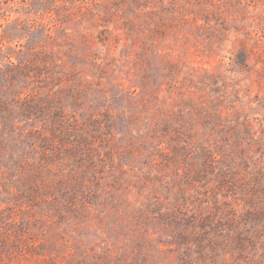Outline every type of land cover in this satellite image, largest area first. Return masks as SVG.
I'll use <instances>...</instances> for the list:
<instances>
[{"label": "rangeland", "instance_id": "rangeland-1", "mask_svg": "<svg viewBox=\"0 0 264 264\" xmlns=\"http://www.w3.org/2000/svg\"><path fill=\"white\" fill-rule=\"evenodd\" d=\"M0 264H264V0H0Z\"/></svg>", "mask_w": 264, "mask_h": 264}]
</instances>
